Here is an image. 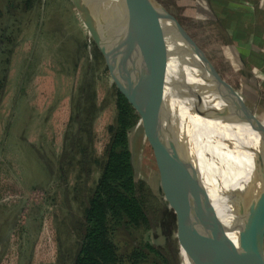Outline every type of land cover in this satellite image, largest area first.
Wrapping results in <instances>:
<instances>
[{
	"label": "rangeland",
	"instance_id": "1",
	"mask_svg": "<svg viewBox=\"0 0 264 264\" xmlns=\"http://www.w3.org/2000/svg\"><path fill=\"white\" fill-rule=\"evenodd\" d=\"M156 1L229 90L243 95L256 120H264V94L258 104L252 77L247 72L249 81L244 78L237 58L239 48L222 25L225 20L216 17L222 10L216 11L209 0ZM182 60L192 61L185 54ZM209 78L218 83L210 73ZM120 90L123 83L112 76L74 0H0V264H75L85 209L116 124ZM80 95L88 99L91 95V101L95 95L96 107L90 115L89 164L74 169L70 154L79 148L74 145ZM257 133L253 129L248 135L250 144ZM130 142L136 178L157 197L150 203V238L169 264H191L176 187L141 117ZM257 158L249 146L243 164L251 182L248 201L264 187ZM254 208L242 221L246 262L264 264V216L257 204ZM137 236L142 238L140 233ZM122 240L121 252L134 246L127 234ZM149 257L142 264H165L153 254Z\"/></svg>",
	"mask_w": 264,
	"mask_h": 264
},
{
	"label": "water",
	"instance_id": "2",
	"mask_svg": "<svg viewBox=\"0 0 264 264\" xmlns=\"http://www.w3.org/2000/svg\"><path fill=\"white\" fill-rule=\"evenodd\" d=\"M74 1L81 17L95 34L99 46L98 37L104 33L113 35L122 44L123 79L111 71L101 46L100 49L112 76L123 83V90L120 92L142 118L149 139L158 146L168 166L186 222L191 264H247L242 221L255 208L249 209V204H236L238 222L234 231L237 232V237L233 240L228 228L216 215L200 171L189 152L188 140L180 135V118H174L175 114L166 99L168 74L171 72L174 56L159 33L158 21L162 13L169 14L156 0H80L84 10L78 1ZM176 24L181 28L177 22ZM183 39L207 64L210 75L240 112L243 121L249 123L256 132L264 134V129L252 110L218 78L205 56L184 31ZM177 84L179 87L174 89L176 94L173 97L178 101L188 98L180 82ZM168 87L172 93L175 86ZM195 113L208 117V113L198 107L195 108ZM259 172L264 179V170ZM255 204L259 207V213L264 216V189L258 195V202L252 204L253 207Z\"/></svg>",
	"mask_w": 264,
	"mask_h": 264
},
{
	"label": "bare ground",
	"instance_id": "3",
	"mask_svg": "<svg viewBox=\"0 0 264 264\" xmlns=\"http://www.w3.org/2000/svg\"><path fill=\"white\" fill-rule=\"evenodd\" d=\"M76 1L83 9L80 0ZM158 22L159 33L174 56L170 68L172 76L171 72L168 74L166 99L175 114L174 118H180V135L188 140L189 152L200 171L216 215L230 231V237L236 240V204H249V209H254L252 204L258 202V197H252L248 201L251 182L243 165L249 146L251 153L253 150L254 138L251 144L248 140L253 128L243 121L240 112L227 99L221 86L210 80L206 63L183 39L182 30L176 22L164 13L160 15ZM98 40L111 71L123 79L122 44L116 37L106 33L100 35ZM184 54L192 61L184 62ZM179 82L188 98L178 101L174 98V89L179 87ZM168 86H175L172 93ZM197 107L208 113V117L196 114Z\"/></svg>",
	"mask_w": 264,
	"mask_h": 264
},
{
	"label": "trees",
	"instance_id": "4",
	"mask_svg": "<svg viewBox=\"0 0 264 264\" xmlns=\"http://www.w3.org/2000/svg\"><path fill=\"white\" fill-rule=\"evenodd\" d=\"M209 2L213 7L215 1ZM216 16L220 18L218 12ZM221 22L225 25V22L222 20ZM84 92L87 93L85 90ZM78 99L81 101L78 102L75 111V117H78V130L75 131L74 146L77 144L79 148L75 155H72L75 152L70 154V163L75 166L74 169H85L91 158L89 157L91 152L88 150L91 149L93 141L90 115H93V107H96L95 95L92 101L91 95L89 99L83 95ZM116 105V124L106 148L103 170L85 209L81 249L75 264H142V261L150 258V254L169 264L150 238L152 234L150 203L151 199L157 197L136 178L130 137L140 116L121 92L117 93ZM85 108H88V111ZM137 233H140L142 238L139 239ZM126 234L134 246L123 253L122 237ZM145 234L147 238L143 239Z\"/></svg>",
	"mask_w": 264,
	"mask_h": 264
},
{
	"label": "crops",
	"instance_id": "5",
	"mask_svg": "<svg viewBox=\"0 0 264 264\" xmlns=\"http://www.w3.org/2000/svg\"><path fill=\"white\" fill-rule=\"evenodd\" d=\"M213 1H215L213 8L216 11H218L217 9L222 10L218 13L225 20V26L230 32L232 41L239 48V57L237 56V58L240 59L242 69L245 71L244 78L247 80L249 75L252 77V87L259 104L262 94H264V0H229L230 3L228 0ZM230 4L231 6H229ZM232 5H235V8ZM240 49H243L244 52H241ZM249 64L252 67L248 71L246 67ZM257 71H260V75ZM239 97L250 108L243 95L240 94ZM259 122L264 129V120ZM257 134L259 136L254 139L253 150L258 154L259 170H264V134L262 132ZM261 178L263 179V177Z\"/></svg>",
	"mask_w": 264,
	"mask_h": 264
}]
</instances>
